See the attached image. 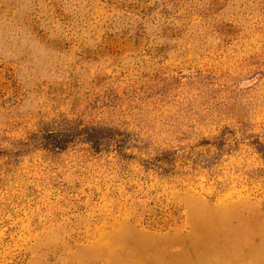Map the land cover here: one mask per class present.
<instances>
[{
	"label": "rangeland",
	"instance_id": "374dc122",
	"mask_svg": "<svg viewBox=\"0 0 264 264\" xmlns=\"http://www.w3.org/2000/svg\"><path fill=\"white\" fill-rule=\"evenodd\" d=\"M0 264H264V0H0Z\"/></svg>",
	"mask_w": 264,
	"mask_h": 264
}]
</instances>
